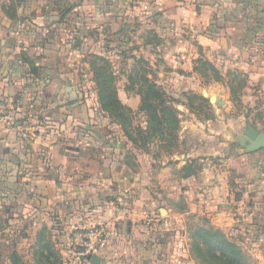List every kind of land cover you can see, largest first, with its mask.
Here are the masks:
<instances>
[{"label": "crops", "instance_id": "1", "mask_svg": "<svg viewBox=\"0 0 264 264\" xmlns=\"http://www.w3.org/2000/svg\"><path fill=\"white\" fill-rule=\"evenodd\" d=\"M194 3L0 0V100L15 108V124L0 126V207L10 228L4 233L18 222L51 223L58 255L54 264H72V233L96 227L105 234L94 253L100 264H165L160 261L169 249L157 231L166 234V218L161 222L154 216L152 203L133 201L129 192L140 178L125 158L128 139L98 97L89 98L70 63L82 40L91 38L88 32L101 31L102 36L113 31L122 41L141 20L152 23L161 36L173 21L193 29ZM255 10L264 34V0L250 12ZM205 20L199 17L203 25ZM118 92L124 105L139 111L138 94L131 95L127 86ZM107 126L117 129L116 138L104 136ZM243 153L242 166L237 163L244 174L243 196L225 186L222 193L212 190L214 196L202 198L199 211L210 213L216 229L227 227L228 236L242 235L260 253L257 264H264V149Z\"/></svg>", "mask_w": 264, "mask_h": 264}, {"label": "rangeland", "instance_id": "2", "mask_svg": "<svg viewBox=\"0 0 264 264\" xmlns=\"http://www.w3.org/2000/svg\"><path fill=\"white\" fill-rule=\"evenodd\" d=\"M262 1L196 0L193 29L173 21L169 33L161 36L152 23L141 20L122 41L113 31L102 36L101 31L88 32L91 40H82L72 55L76 61L71 69L89 98L99 100L101 82L104 88H116L118 97V90L124 92L127 86L131 95L141 98L139 111L129 115L127 132L132 138L125 135L128 146L123 150L140 178L129 192L133 201L152 203L154 216L161 222L166 218L169 251L160 263L201 264L192 256V232L215 228L210 213L200 214L202 198L208 201L212 190L222 193L224 186L234 196H243L244 174L237 166L249 142L243 146L241 140L248 128L264 133V34L258 10L250 12ZM199 17L206 18L204 25ZM200 36L211 44H202ZM105 77L109 85L103 83ZM149 84L159 94H151L148 103L155 107L163 102L175 113L171 120L177 127L166 132H173L171 140L154 134L151 110H142L141 92L146 93ZM116 130L107 126L102 133L114 139ZM12 227L10 234L4 233L10 228L0 207L3 264L56 262L51 223L18 222ZM220 232L248 262H259L260 253L242 235L228 236L227 227Z\"/></svg>", "mask_w": 264, "mask_h": 264}, {"label": "trees", "instance_id": "3", "mask_svg": "<svg viewBox=\"0 0 264 264\" xmlns=\"http://www.w3.org/2000/svg\"><path fill=\"white\" fill-rule=\"evenodd\" d=\"M103 83L108 84L106 77ZM150 89L153 91L150 92ZM153 93L156 95L159 94L154 84H149L146 93L141 92L142 110H151L150 115L152 119H154L151 128H154V134L159 136L160 138H170L171 140L174 137L173 132L168 134H166V132L177 127L176 122L174 120H171V117H174L175 113L172 108L164 107L165 104H163V102L159 105L156 104L155 107L149 104L148 100L151 98V94ZM99 103L106 114L114 122L118 123L125 132V135L129 137V139H131L132 137L130 133L127 132V124H129V115L133 114V110L121 102L118 97L116 88L112 87V90H109L108 87L104 88L101 82V88L99 91ZM160 107L161 114H159ZM0 126L7 127L6 125L2 124H0ZM168 237V233H166L165 235L157 234V239H159L160 242L164 241L163 244L165 245V247H167V244L169 243ZM191 237L192 256L197 261H200L201 264H252L248 262V260L241 254L236 244L229 241L225 237V235L216 228L198 227L192 232ZM160 253L162 254V250ZM55 255V261L57 263L58 255ZM143 255L146 258L148 257L147 254Z\"/></svg>", "mask_w": 264, "mask_h": 264}, {"label": "built area", "instance_id": "4", "mask_svg": "<svg viewBox=\"0 0 264 264\" xmlns=\"http://www.w3.org/2000/svg\"><path fill=\"white\" fill-rule=\"evenodd\" d=\"M14 110L12 103L0 101V124L13 126L15 124L12 119ZM104 236V232L96 227L73 232L68 244L70 263H88L103 242Z\"/></svg>", "mask_w": 264, "mask_h": 264}, {"label": "water", "instance_id": "5", "mask_svg": "<svg viewBox=\"0 0 264 264\" xmlns=\"http://www.w3.org/2000/svg\"><path fill=\"white\" fill-rule=\"evenodd\" d=\"M246 136L241 140V145L245 146L247 142V151L248 152H256L264 149V133H259V131L255 129L248 128L246 130ZM92 264H100V258L94 254L91 257Z\"/></svg>", "mask_w": 264, "mask_h": 264}]
</instances>
